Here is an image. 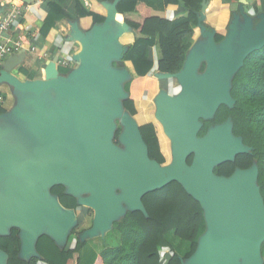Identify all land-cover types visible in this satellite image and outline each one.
<instances>
[{
  "label": "water",
  "instance_id": "obj_1",
  "mask_svg": "<svg viewBox=\"0 0 264 264\" xmlns=\"http://www.w3.org/2000/svg\"><path fill=\"white\" fill-rule=\"evenodd\" d=\"M119 1L106 6L105 21L89 36L74 30L72 39L81 44V51L73 58L78 66L66 75L59 73L55 57L44 80L20 82L11 74L20 58L10 56L2 62L0 84L23 96L8 114L14 121L11 127L0 126V236L18 229L24 260L37 257L35 243L41 235L64 247L78 222L76 212L62 209L50 194L54 185H63L79 207L92 210L90 228L78 235L84 241L103 237L127 210L146 216L142 196L177 182L198 202L205 225L194 253L179 258L180 264H263L264 203L256 165L236 169L229 177L213 172L237 155L249 154L251 148L233 136L230 119L210 126L202 137L198 133L201 121L211 120L219 106H234L230 82L245 58L264 47V13L254 21L244 13L246 0H241L239 14L217 43L215 32L203 25L207 2L202 0L199 37L182 69L154 74L158 80H176L181 88L175 97L163 89L156 97L155 119L169 140L172 156L161 166L148 157L139 127L122 105L128 98L124 85L132 78L118 64L128 47L115 49L117 37L107 34ZM122 28L133 31L124 22ZM201 43L204 53L197 49ZM99 82L106 85L107 99L97 93ZM120 118L125 130L114 143ZM18 133L36 143H21L14 136ZM71 136L80 146L77 157L68 153ZM119 144L125 147L123 152ZM85 193L88 196L81 198ZM40 217L45 221L41 226ZM0 264H5L1 252Z\"/></svg>",
  "mask_w": 264,
  "mask_h": 264
},
{
  "label": "trees",
  "instance_id": "obj_2",
  "mask_svg": "<svg viewBox=\"0 0 264 264\" xmlns=\"http://www.w3.org/2000/svg\"><path fill=\"white\" fill-rule=\"evenodd\" d=\"M178 1L184 3L187 16L172 21L165 19L161 15L164 8ZM205 1L208 4L211 0ZM201 3L202 0H120L117 3V13L123 16V22L137 35L121 62V67L124 62L131 63L134 71V77L125 86L128 98L122 102L130 116L137 113L136 101H141L137 109L143 113L142 108L146 110L155 96L151 90L155 89L158 79L149 75L153 68V47L157 51L156 73L175 74L182 69L194 42ZM222 38V35L215 34V42L218 43ZM230 95L235 101L234 106H219L211 120L201 121L203 125L198 136H204L210 126L230 119L233 136L240 138L251 151L249 154L237 155L232 162L215 167L213 172L217 176L229 177L236 169H248L255 164L257 185L264 203V47L245 58L243 66L231 79ZM3 113L0 107V114ZM155 122L152 120L140 125L139 131L147 147L148 157L165 166L169 162L166 163L161 146L169 140L163 131L161 135L158 133ZM119 130L115 134L116 138ZM191 160L192 156L187 159V163L190 164ZM49 192L56 197L62 209L77 212L78 200L69 195L63 185H54ZM141 202L146 216L139 211H125L104 238L81 241L78 235L74 236L80 224L69 236L74 238L69 247L58 246L47 235L39 236L35 243L37 257L27 260L20 256L19 230L10 229L7 235L0 236V252L4 255V263L83 264V254H88L89 264H161L163 249H168L169 256L165 264H180L179 256L168 240L171 234L187 245V252L182 258L190 257L205 230L198 202L177 182L143 195Z\"/></svg>",
  "mask_w": 264,
  "mask_h": 264
},
{
  "label": "crops",
  "instance_id": "obj_3",
  "mask_svg": "<svg viewBox=\"0 0 264 264\" xmlns=\"http://www.w3.org/2000/svg\"><path fill=\"white\" fill-rule=\"evenodd\" d=\"M240 1L211 0L207 4L203 25L211 28L215 34L224 37L227 34V29L233 16L239 14ZM23 3L27 9H24L17 16L11 28L3 35L2 41L7 45L21 43L22 50L20 52L8 55V57L17 56L20 58L18 65L11 71V74L20 82H31L44 80L45 69L55 57H57L56 66L61 75H66L78 66V63L74 62L73 58L81 51V44L72 39V33L74 30H78L82 34L89 36L88 33L94 26H101L105 21L106 6H110L113 0L111 2L100 0H25ZM8 9L7 2L0 0V19ZM243 11L256 21V16L264 13V0H246L243 5ZM161 15L165 19L172 21L187 16V12L184 8V3L178 1L175 4L167 5ZM122 25L123 16L115 10L109 23L110 31L107 32L108 35L112 34L117 37L116 44H112L115 49H123L130 46L137 37L134 31L124 30ZM198 37L199 30L197 28L193 37L194 41ZM31 47H34L36 51H30ZM8 57L3 59L2 62ZM151 59L154 64L157 59L155 47L151 49ZM64 60L69 61L67 66L60 63ZM118 66L121 67V63ZM149 75L154 76L153 71H150ZM129 82L124 85L126 92L128 91L125 86H128ZM166 83L167 80H158L155 89L151 91L160 90ZM21 96L23 95L10 85L6 83L0 84V107L4 110L0 117L2 129L11 127L12 116L8 114L18 106V98ZM139 102L141 101H136L135 105ZM80 208L82 209V207H79L76 215ZM168 240L174 249L175 243H183L187 249L186 243L177 240L172 234L168 237ZM68 241L65 245L67 247L71 245V242ZM163 252L164 256L161 264H165L166 257L169 256L168 249H163ZM176 253L178 254V252ZM178 256L182 258L181 255L178 254ZM89 261L90 256L83 254L82 263L89 264Z\"/></svg>",
  "mask_w": 264,
  "mask_h": 264
},
{
  "label": "rangeland",
  "instance_id": "obj_4",
  "mask_svg": "<svg viewBox=\"0 0 264 264\" xmlns=\"http://www.w3.org/2000/svg\"><path fill=\"white\" fill-rule=\"evenodd\" d=\"M204 47H205V44L201 43V44H199L197 49H198L199 52L204 53V51H203ZM156 63H157V59H156L155 63L153 64V68L151 70V72L153 71V74L156 73ZM122 68H124L127 71V73L129 74V76L131 78L134 77V71H133L131 63L124 62L123 65H122ZM161 89L165 90L168 95L173 96V97L177 96L179 94L180 90H181V88L178 85L177 81L174 80V79H168L167 83L164 84V87L161 88ZM158 92H159V90H157L155 92V96H154L155 98H153L152 101L146 106L147 109L144 110V108H142L143 113L136 108V112H137L136 115L135 116H131V117L136 122L138 127L140 125H143L146 122L155 120L156 121L155 124H156V126L158 128V133L161 135L162 134L161 131H163L162 127L159 124V122L155 119V111H156V108H157L156 97H157ZM137 105H138V103H137ZM137 105H135V107ZM123 114L127 115L125 112ZM12 122L14 123V121H12ZM118 130H119V133H118V137H119L121 134H123V132L125 130V128L123 126V123H122V118H120V119H118L116 121V132ZM14 136L18 137V139H20L21 143H23L25 145H28V146L33 145L34 143H36V141L33 140L31 137L27 138V139L21 138V134L20 133H18L17 135H14ZM14 136H11V137H14ZM116 141H117V139L115 137L113 142L117 143ZM36 148H37V146H36ZM118 148L122 152L125 150V147L123 145H121V144L118 145ZM161 150H162V152H163V154L165 156L166 163L170 162L171 159H172L170 143L167 142L165 145L161 146ZM68 153H69L70 157H71V155H73V157H77V155L80 153V146H79L76 138L73 137V136H71L70 137V141H68ZM1 192H3V191L0 189V193ZM120 192H121L120 190H116L117 194H119ZM87 196H88V193H85V194L81 195V198H85ZM81 207H82V209L80 208V210L78 211V213L76 215V219H77V222H78L77 226L79 224L81 226L78 229V233L77 234L74 233V236L75 235H79L80 233L83 234V232L85 230L89 229L90 226H91L92 218H93V212H92L91 209H89V208H87L85 206H81ZM70 234H73V232H71ZM105 235L102 238H104ZM73 239H74L73 237H69L68 238V240L70 242H72ZM175 250L182 257L187 252L186 247L183 245V243H180V244L175 243ZM260 252H261V255H262L263 260H264V254H263V252H264V242L261 245ZM1 260H3L2 257H1Z\"/></svg>",
  "mask_w": 264,
  "mask_h": 264
},
{
  "label": "built area",
  "instance_id": "obj_5",
  "mask_svg": "<svg viewBox=\"0 0 264 264\" xmlns=\"http://www.w3.org/2000/svg\"><path fill=\"white\" fill-rule=\"evenodd\" d=\"M8 4L9 9L5 11L2 18L0 19V65L8 55L16 54L22 50L21 43L5 44L2 41V37L13 25L14 20L19 16L24 9V3L21 0H5ZM24 6V7H23ZM30 51L35 52L34 47L30 48ZM45 56V55H44ZM62 65L67 66L69 61L64 60L60 62Z\"/></svg>",
  "mask_w": 264,
  "mask_h": 264
},
{
  "label": "bare ground",
  "instance_id": "obj_6",
  "mask_svg": "<svg viewBox=\"0 0 264 264\" xmlns=\"http://www.w3.org/2000/svg\"><path fill=\"white\" fill-rule=\"evenodd\" d=\"M97 87H98L97 93L100 94L103 99H107L108 94H107L106 85L102 82H99L97 84ZM37 134L40 136V138L42 139L44 138V135H42L40 131ZM44 222H45L44 219L40 217L38 220V225L41 226V224H44Z\"/></svg>",
  "mask_w": 264,
  "mask_h": 264
}]
</instances>
